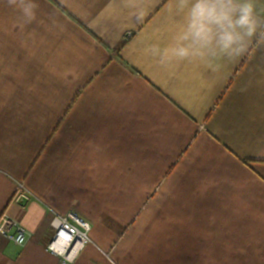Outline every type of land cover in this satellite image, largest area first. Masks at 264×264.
<instances>
[{
    "label": "crops",
    "instance_id": "crops-1",
    "mask_svg": "<svg viewBox=\"0 0 264 264\" xmlns=\"http://www.w3.org/2000/svg\"><path fill=\"white\" fill-rule=\"evenodd\" d=\"M252 3L244 53L161 64L178 0H0V217L28 235L0 234V264H60L47 245L70 211L91 227L72 264H264Z\"/></svg>",
    "mask_w": 264,
    "mask_h": 264
},
{
    "label": "clouds",
    "instance_id": "clouds-1",
    "mask_svg": "<svg viewBox=\"0 0 264 264\" xmlns=\"http://www.w3.org/2000/svg\"><path fill=\"white\" fill-rule=\"evenodd\" d=\"M178 5L188 11L174 44L163 50L156 45L150 48L161 64L173 58H235L247 50L262 23L256 17L252 0H178ZM32 7L29 5L24 11L31 15Z\"/></svg>",
    "mask_w": 264,
    "mask_h": 264
},
{
    "label": "built area",
    "instance_id": "built-area-1",
    "mask_svg": "<svg viewBox=\"0 0 264 264\" xmlns=\"http://www.w3.org/2000/svg\"><path fill=\"white\" fill-rule=\"evenodd\" d=\"M15 198L24 202L29 195L22 183H18ZM54 236L47 245V250L60 259V264H72L76 256L90 243V225L81 216L69 212L54 219ZM0 234L9 238L17 246L27 243L28 235L24 228L16 223L7 213L0 217Z\"/></svg>",
    "mask_w": 264,
    "mask_h": 264
},
{
    "label": "rangeland",
    "instance_id": "rangeland-1",
    "mask_svg": "<svg viewBox=\"0 0 264 264\" xmlns=\"http://www.w3.org/2000/svg\"><path fill=\"white\" fill-rule=\"evenodd\" d=\"M70 212H73V211H70ZM75 213V212H74ZM77 214V213H76ZM78 215V214H77ZM78 216H80V215H78ZM84 220V219H83ZM86 221V220H85ZM87 222V221H86ZM88 223V222H87ZM90 225V224H89Z\"/></svg>",
    "mask_w": 264,
    "mask_h": 264
}]
</instances>
